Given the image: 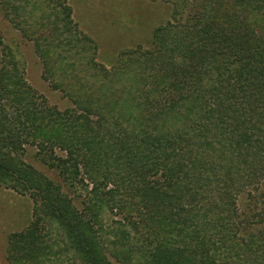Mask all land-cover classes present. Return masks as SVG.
<instances>
[{"label":"rangeland","instance_id":"obj_1","mask_svg":"<svg viewBox=\"0 0 264 264\" xmlns=\"http://www.w3.org/2000/svg\"><path fill=\"white\" fill-rule=\"evenodd\" d=\"M26 1L20 3L19 12L9 13L2 6L4 1L0 0V78L5 76L2 81L5 90L10 89L21 99L15 103L11 92L4 93L0 87V117L6 120L5 131L0 132V158L5 155L4 158L11 159L12 169L13 164L22 165L51 182L52 189L58 188L63 198L60 199L59 212L63 216L64 212H69L91 220L92 230L101 238L105 254L112 261L147 264L141 261L152 260L158 247L153 237L152 216L161 218V227L158 228L161 232L171 229L169 224L173 216L192 218L197 214L203 219L202 225L207 220L216 219L217 208L225 206L221 196L226 192L230 196L233 194L232 200L238 194L236 201L240 206L227 224L235 230L239 225L240 232L247 230V234L252 229L264 233V214L261 213L264 209V171L255 180L240 181L237 176L233 177L240 166L232 162L228 168L231 157H222L216 150L201 155L204 159L211 158L209 163L214 167L209 175L212 179L208 184L210 193L206 192L205 184L197 189L187 187L186 184L193 180L183 171L179 174L181 193L177 195L180 201L176 203L172 198L169 200L171 205L145 207L146 202L141 198L146 196L147 186L161 181V175L164 178L166 172L164 165L160 164L159 152L155 151V162L144 161V173L135 180L140 187L136 197L125 192L113 194L111 199L99 196L108 190H118L117 178L112 179L110 173L129 178L126 174L130 169L127 167V150L135 157L141 156L138 144L133 148L125 139L146 140L155 135L153 126L156 122L151 118L154 109L147 107V101L152 99L158 106L160 93L164 98L169 97L163 89L170 81L169 74L175 78L174 73L189 64L183 55L166 53L164 47H158L157 41L165 38V46H170L177 34L188 32L184 16L194 1L64 0L69 8V19L67 12L64 17L59 12L61 8L57 2L62 0H30L27 4L31 8L25 7ZM42 13L48 17L40 23L38 19ZM65 24L67 27L63 28ZM41 26L45 27L40 29ZM75 40L81 43H75ZM147 52L156 56L160 52V60L168 63L169 70L161 72L160 60L148 61ZM183 78L180 80L184 84ZM129 95L136 105L146 109L129 108ZM27 108L37 112L34 113L39 118L37 123H21L23 109ZM117 112L119 122L112 117L116 119ZM66 113L67 116H63ZM101 116L112 125L111 129L100 121ZM85 120L92 129L87 155L98 167L99 176L86 171L82 160L76 165L74 158L70 160L68 149L59 143L43 139V125L55 126L71 145L75 133L83 136L87 131L86 127L81 131L70 130L66 125L72 128ZM170 129L173 130L171 125ZM105 132L112 135L102 140ZM118 154L120 159L116 157ZM114 161L117 165L110 166ZM154 164L158 166L154 168ZM185 168L189 170L191 165ZM107 174L106 182L103 176ZM73 176L78 178L73 179ZM215 176L218 180L213 179ZM101 180L105 183L103 188ZM174 182L175 179L167 181L164 178L165 191L169 192ZM225 182L242 185L232 187L231 192ZM33 192L32 184L23 188L12 180L8 184L0 180V264H77L65 230L52 213L43 210ZM147 194V200L152 204H156L155 196L162 198L152 191ZM245 210L258 219L247 221ZM207 212V216H203ZM164 217L168 224L163 222ZM257 222L259 224H252ZM146 226L152 230H146ZM176 229L184 233L159 234L165 239L161 250H184L185 241H196L192 236V221L186 229L183 226ZM209 247L211 254L217 255L213 264H264V249L244 258L242 252L232 254L218 244ZM183 260L190 261V264L199 263L195 253L184 255Z\"/></svg>","mask_w":264,"mask_h":264},{"label":"trees","instance_id":"obj_2","mask_svg":"<svg viewBox=\"0 0 264 264\" xmlns=\"http://www.w3.org/2000/svg\"><path fill=\"white\" fill-rule=\"evenodd\" d=\"M2 1L4 2L1 5L6 9L5 11L9 10V13L20 11L22 0ZM62 1L57 2L61 8L59 12L63 17V14L67 12L69 19V8L65 1ZM192 1H194L193 6L184 16L189 25L186 28L188 32L184 35L177 34L172 39L170 46H165V38L157 41L158 47H164L166 53L183 55L189 60V64L183 65L185 68L180 71L181 73L179 71L177 74L174 73L175 78L169 74L171 84L169 81L163 86L169 97L164 98L160 93L158 106L157 102L152 99L147 101V107L154 109L151 110V118L156 122V125L153 126L155 135L149 136L146 140L134 137L125 139L130 142L133 148L138 144V148L142 150L141 156L135 157L127 150L129 157V166L127 167L130 169L126 174L129 175L130 179L121 174L110 173L112 179L117 178L118 190L103 192L99 195L101 197L111 199V196L118 192H125L133 198L136 197L137 193H140V187L135 180L144 173V161L149 164L155 162L157 159L154 156L155 151L159 152L162 159L160 164L164 165L166 169L164 178L167 181L175 179V182L171 184L169 192L165 191L167 186L163 184L162 175L161 181L147 186L146 196L141 198L146 202L145 207L164 206L165 203L171 205L169 200L172 198L176 203L180 201L177 194L181 193L178 185L181 184L179 174L183 171L193 180L191 184L189 182L186 184L187 187L197 189L205 184L204 188H208L206 192L210 193L208 184L211 183L212 179L209 175H211L214 167L209 163L211 158L204 159L201 156L204 152L212 154L216 150L222 154V157H231L232 160L228 161V168H231L232 162H236L235 165L240 166L233 173V177L237 176L240 181L243 179L246 182L250 179L255 180L264 171V0ZM28 2L30 0H27L24 5L31 8L27 4ZM56 8L58 7L56 6ZM45 17L48 15L42 13L38 21L43 23ZM57 23L58 21H56ZM43 27L41 26L40 29ZM62 27L66 28L67 24ZM155 38L157 39L158 36ZM75 43H81V41L75 40ZM92 50L94 51L93 47ZM145 56L152 63L162 58L160 52L158 56L150 52L145 53ZM160 64L158 67L161 72L169 70L167 62L160 60ZM172 66L174 65L172 64ZM4 77L0 78V87L2 92L10 93L11 90H5L2 85ZM181 77H184V84L180 80ZM169 86L171 87L170 90H168ZM11 94L15 103H19L18 96L14 92ZM19 100L21 102V99ZM128 102L131 109H139L140 111L146 109L145 106L136 105L132 95H129ZM17 109L20 108L17 106ZM23 111L24 117L21 122L23 125L29 121L38 122L39 118L37 114H34L37 113L35 110L30 111L27 108ZM116 115V119L112 116L114 120L121 121L118 112ZM63 116H67V113ZM5 117L7 118V116ZM4 121L6 120L0 117V132L1 130L5 131ZM100 121L109 129L112 128L104 116L100 117ZM170 125L173 130L170 129ZM179 126L180 128H178ZM66 127L76 131H81L86 127L87 132L83 136L79 135L80 133H75L71 137L72 144L69 145L58 127L43 125V139L48 142L59 143L68 149L69 158L70 160L75 159L76 165L82 160L83 168L86 171L94 176H99L98 167L87 155L90 152L89 146L92 136L89 122L85 120L83 124L78 123L72 128H68L67 125ZM6 133L12 137L9 132ZM110 135H112L111 132H105L102 140L110 137ZM93 145L94 143L92 147ZM4 157L0 158V180L6 184L12 180L23 188L27 187V184H32L33 195L37 196L38 204L43 206V210L52 213L65 230L77 264H127L124 261L117 262V260L112 261L108 258L101 238L92 230L91 220L69 212L67 214L64 212L65 216H63L59 212L58 206L60 199L63 198L62 192L58 188L52 189L51 182L35 174V172L25 169L22 165L14 166L13 164L12 169L11 159ZM116 157L120 159V154ZM114 165H117L115 161L110 166ZM186 165H191V168L187 170ZM157 166L154 164V168ZM66 171L68 172V170ZM74 172L77 175L78 170L75 168ZM34 174L36 178L33 177ZM227 174L229 175V172ZM75 178L78 177L73 176V179ZM107 178L108 174L103 176L106 182ZM213 179L218 180L217 176ZM94 182L96 184L97 180ZM225 183L231 192L233 191L232 187L242 185ZM100 185L102 188L105 187L104 181ZM149 191L160 195L162 198L155 196L156 204L149 203L147 200ZM173 194L176 196L173 197ZM232 195L230 196L229 192H226L221 196L224 199L222 204L225 206L217 208L218 214L214 221L207 220L202 225L201 220L203 219L197 214L192 218L173 216L172 222L169 224L171 229L161 232L158 230L162 221L161 218L152 216L153 237L156 238L155 244H158V247L152 255V260H142L141 262L147 264H184L183 262H185V264H190V261H182V259L188 253H195V258L199 261L198 264H213L217 255L211 254L209 246L217 244L220 245L221 249L232 251V254L236 251L242 252L244 258L254 256V253L262 251L264 249V233L252 229V232L247 234L249 232L247 230L240 232L239 225L235 230L227 224L232 218V214L238 209L240 210L236 201L238 194L233 200ZM117 207L120 209L119 205ZM261 213L264 214L263 208ZM207 214L208 212L203 216H207ZM246 215L247 221L258 219L250 212ZM151 221L149 220V223ZM191 221L194 229L192 236L196 241H185L184 250H161V245H163L161 243L165 239H162L159 234H172L178 231L177 226H183L186 229ZM128 222L130 223V220ZM163 222L168 224V219L164 217ZM145 228L152 230L149 226ZM180 233H184L183 230L178 231V234ZM127 239L129 238L127 237ZM190 245L192 247H189Z\"/></svg>","mask_w":264,"mask_h":264}]
</instances>
